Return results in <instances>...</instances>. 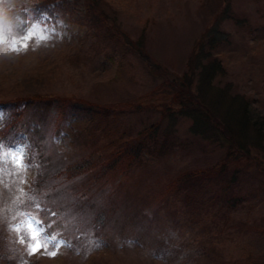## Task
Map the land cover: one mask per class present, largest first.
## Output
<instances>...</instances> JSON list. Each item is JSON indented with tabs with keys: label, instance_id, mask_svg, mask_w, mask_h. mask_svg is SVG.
I'll list each match as a JSON object with an SVG mask.
<instances>
[{
	"label": "trees",
	"instance_id": "trees-1",
	"mask_svg": "<svg viewBox=\"0 0 264 264\" xmlns=\"http://www.w3.org/2000/svg\"><path fill=\"white\" fill-rule=\"evenodd\" d=\"M19 2L0 14L16 37L58 15L68 26L61 42L74 59L99 58L107 67L100 70L110 76L98 79L86 95L50 92L45 87L57 63L49 58L47 65L44 60L25 65L18 81L2 78L0 157L16 155L24 146L34 171L27 192L41 208L25 203L23 214L35 213L46 236L82 261L89 253L80 246L89 233L97 239V253L130 263L264 264V255L248 251L234 259L221 250L228 233L264 237V216L258 223L233 219L230 212L239 207L250 212L258 205L259 190L241 186L240 179L251 175L239 162L256 161L264 173V161L254 153L264 154L263 147L246 141L247 129L255 138L264 136V113L245 97L237 109L239 121L219 110L224 90L215 87L225 73L220 58L227 41L219 24L209 26L185 69L175 72L150 58L147 22L140 28L123 23L124 0ZM207 4L213 0L204 8ZM228 11L221 18L229 17ZM76 25L82 32L73 33ZM139 74L156 86L149 93L114 87L122 78L135 85ZM206 88L220 96L209 101ZM105 90L114 99L104 98ZM181 120L193 124L186 137L165 129Z\"/></svg>",
	"mask_w": 264,
	"mask_h": 264
},
{
	"label": "rangeland",
	"instance_id": "rangeland-1",
	"mask_svg": "<svg viewBox=\"0 0 264 264\" xmlns=\"http://www.w3.org/2000/svg\"><path fill=\"white\" fill-rule=\"evenodd\" d=\"M19 1L0 0V13L18 6ZM207 1L124 0L120 17L123 23L130 27L140 28L147 22L145 26L149 24L147 50L150 58L161 68L175 72L185 69L195 44L209 26L219 24L222 32L220 37L227 41L221 48L225 54L220 58L225 73L217 78L218 85L215 88L224 90V94L219 97L218 92L214 93L206 88L204 91L206 99L212 101V97L215 100L219 97V110L232 122L239 121L237 109L240 108L244 97L252 100L264 113V0H213V5L207 4L204 8L203 5ZM225 9L229 10V17L221 18ZM54 19L56 26L52 24ZM54 19L47 18L36 23L25 36L16 37L10 23L4 17H0V82L5 80L2 78L8 76L18 81L17 76L26 70V66L41 63L43 60L46 63L49 58L57 63L56 70L50 73V78L48 77L50 82L45 87L50 92L86 95L98 79L103 82L110 78L109 74H103L105 72L101 71L107 68L101 59L97 58L93 62H86L83 58L74 59L73 52H70L60 39L64 27L68 26L62 17L57 15ZM78 27L79 25L71 27L73 33L82 32ZM47 47L50 49H46ZM87 57L94 59L92 52H89ZM47 64L49 62L44 65ZM35 74L39 78L42 73H34L32 76ZM137 76L136 86L122 78L121 81L114 83V87L128 92L143 91L142 94H147L151 88L156 87L151 79L140 74ZM103 97L109 101L114 99L109 90L104 91ZM221 120L224 121V117H221ZM135 123L138 125L139 122ZM192 125L188 120H181L177 121L174 127L173 122H169L165 129L173 130L179 138H183ZM246 135L248 139L246 141L250 140L264 149V136L255 138L250 129L246 130ZM254 151L252 154L258 155L257 160L264 161V154L261 151L260 153ZM12 153L14 154H9L8 158L0 157V264H147L136 260L130 263V260L124 258L103 255V252L97 253L95 245L97 239L89 233L80 246V249L89 253L84 261L80 256L64 250L62 243L53 246L44 228L41 224L38 225L36 214H23L25 203H35L38 209L41 208L38 200L29 196L27 192L34 171L30 163H27L26 149L22 146L18 154ZM255 162L241 158L239 164L246 169L245 172L247 171L251 178L240 180L243 189L253 185L259 190L255 194L258 205L250 212L241 207L230 212L233 219L261 223V217L264 216V173H260L261 170ZM260 167L264 170V165ZM247 212L251 215L248 216ZM17 227H20L21 231H16ZM37 227L43 229V234L49 241L48 251H55L56 255L46 254L43 247L35 254H29L31 236L39 235L34 232V228ZM185 229L186 227H182L181 231ZM251 234L252 232L243 238H234L233 233L225 234L224 244L221 245L225 257L243 259L248 251L264 255L262 241L264 237L257 240L258 236Z\"/></svg>",
	"mask_w": 264,
	"mask_h": 264
},
{
	"label": "snow or ice",
	"instance_id": "snow-or-ice-1",
	"mask_svg": "<svg viewBox=\"0 0 264 264\" xmlns=\"http://www.w3.org/2000/svg\"><path fill=\"white\" fill-rule=\"evenodd\" d=\"M38 223V222H37ZM16 231H21L20 227H17ZM34 232L39 233V235L33 234L31 236L32 244L28 245L29 254H35L40 248H44L46 250V254L48 255H56L55 251H48L49 241L43 234L42 228H34ZM56 242L52 241V245L55 246Z\"/></svg>",
	"mask_w": 264,
	"mask_h": 264
},
{
	"label": "clouds",
	"instance_id": "clouds-1",
	"mask_svg": "<svg viewBox=\"0 0 264 264\" xmlns=\"http://www.w3.org/2000/svg\"><path fill=\"white\" fill-rule=\"evenodd\" d=\"M0 14H6V12L5 13H0Z\"/></svg>",
	"mask_w": 264,
	"mask_h": 264
}]
</instances>
